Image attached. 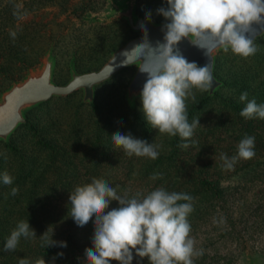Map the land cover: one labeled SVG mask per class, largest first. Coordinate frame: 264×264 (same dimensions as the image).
Masks as SVG:
<instances>
[{
  "label": "trees",
  "instance_id": "trees-1",
  "mask_svg": "<svg viewBox=\"0 0 264 264\" xmlns=\"http://www.w3.org/2000/svg\"><path fill=\"white\" fill-rule=\"evenodd\" d=\"M55 3L66 15L64 22L78 10H93L89 0H0L1 83L11 85L22 79L41 54L50 49L52 38L60 37L53 34L49 23L42 24L34 18L23 21L27 15H36L41 8ZM161 7H168L167 0H135L137 17L168 23L157 11ZM127 27L122 32L125 37L131 32ZM105 39L87 40L90 49H96L92 62L101 64L107 54L123 44L120 40L121 44H116L114 38L105 43ZM255 43L257 53L247 58L220 50L214 74L221 87L213 96L194 89L195 99L186 100L189 122L199 119L200 124L187 148L178 147L182 143L178 136L161 134L148 125L141 99L129 106L126 87L119 85L133 67L96 87L92 104H83L82 95L77 92L30 110L27 123L16 130L8 143L0 142V177L4 172L14 177L12 185H5L0 179V264H18L21 258L29 259L31 264L41 258L45 264H85V250L93 247L94 220L79 226L70 216L69 196L76 186L90 183L94 177L104 179L121 195L127 191L129 196H146L162 187L192 196L193 211L187 217L190 235H196L213 220L217 223L205 232L199 247L203 255L194 258V264H220L221 260L230 264L232 257L219 256L220 249L233 242L237 249H243L247 241L241 235L259 231L264 223V119L241 117L247 101L239 100L240 94L247 91L248 100L264 103V36ZM37 45L41 47L35 48ZM72 59L77 73L87 71L85 63H78V56ZM117 131L160 145L158 158L128 156L111 139ZM246 135L255 137L256 155L250 160L239 159L231 170L225 168L221 154L229 158L236 155L238 144ZM154 173H162V177L150 179ZM238 176L244 179L242 186L225 185ZM257 185L263 187L260 195H236L240 187L249 191ZM13 187L19 189L15 196L10 194ZM119 207L118 201H111L105 213ZM21 220H28L36 237L21 238L15 251H4L7 238ZM48 228L49 236L53 229L54 241L66 242L67 246L42 247L41 236ZM61 252L63 256H57ZM138 262L149 264L147 257L140 258L133 250L132 264Z\"/></svg>",
  "mask_w": 264,
  "mask_h": 264
},
{
  "label": "clouds",
  "instance_id": "clouds-1",
  "mask_svg": "<svg viewBox=\"0 0 264 264\" xmlns=\"http://www.w3.org/2000/svg\"><path fill=\"white\" fill-rule=\"evenodd\" d=\"M167 5L157 10L169 21L163 25L165 42L158 41L153 48L145 39L135 49L147 50L149 58L148 66L140 67L148 74L140 97L148 125L161 134L178 136L182 141L178 147L187 148L200 124L199 119L189 122L186 100L195 99L194 89L209 91L213 76L209 64L200 67L188 61L177 45L191 36L195 38L191 43L206 50V55L217 46L225 53L231 51L244 58L255 55L257 44L246 34L255 33L253 25H260L264 30V0H167ZM239 100L247 101L241 117L264 119V103L248 100L247 91L240 94ZM111 139L128 156L153 160L159 156L160 145L149 144L131 134L117 131ZM254 149L255 137L246 135L239 142L236 155L229 158L221 154L223 166L231 170L239 159H252L256 155ZM160 177L162 173H154L150 179ZM0 179L5 185H12L14 181L7 172ZM18 191V187H13L10 194L15 196ZM69 201L70 216L79 226L94 220L93 247L85 250V264H111V261L132 264L133 250L136 256L147 257L149 264H194V258L203 255V249L195 247L190 235L187 217L193 211V197L188 194L168 192L161 187L146 196L141 193L129 196L127 191L121 195L116 187L94 177L90 183L76 186L70 192ZM111 201H118L120 207L105 213ZM48 232L49 228L41 236L42 247L67 246L66 242L52 239L53 229L50 236ZM34 237L35 230L28 220H21L11 231L3 250L15 251L21 238ZM18 264L31 262L21 258ZM35 264H45V260L38 259Z\"/></svg>",
  "mask_w": 264,
  "mask_h": 264
},
{
  "label": "water",
  "instance_id": "water-1",
  "mask_svg": "<svg viewBox=\"0 0 264 264\" xmlns=\"http://www.w3.org/2000/svg\"><path fill=\"white\" fill-rule=\"evenodd\" d=\"M109 4L111 7L109 13L101 16H91L90 19L104 23L124 20L129 29L137 36L111 53L107 62L98 70L77 73L73 64H70V80L65 85H58L54 82L55 61L51 55L52 50L49 49L37 68L29 70L20 81L12 82L0 94V142L8 143L16 130L27 123L26 114L53 98H65L81 92L82 103L92 104L96 87L108 82L127 68L133 67L134 73L127 86L126 101L132 107L135 100L141 99L140 93L148 79V74L142 72L140 67H147L149 58L147 50L135 49L144 43L145 39L153 48L156 47L158 41L164 43L165 30L163 25L166 23H155L150 19L137 17L135 14V0H124L120 4L109 1ZM253 27L256 30L255 33L246 35L256 42L257 39L264 36V30L260 25H253ZM194 40L195 38L191 36L183 38L177 48L188 61L195 62L200 67L205 64L210 65L213 87L208 91V96H213L222 85L214 74L216 54L222 48L213 47L206 55V50L191 43ZM243 264L251 263L249 260L244 259Z\"/></svg>",
  "mask_w": 264,
  "mask_h": 264
},
{
  "label": "rangeland",
  "instance_id": "rangeland-1",
  "mask_svg": "<svg viewBox=\"0 0 264 264\" xmlns=\"http://www.w3.org/2000/svg\"><path fill=\"white\" fill-rule=\"evenodd\" d=\"M73 1L76 2V0ZM109 1H113L117 4H120L124 0H89L90 6L93 8V10L87 13L84 12V10L83 12L82 10H78V12L68 17L69 19L67 22H64L66 15H62V12L59 11L58 5H56V3L51 5L50 8L43 7L41 8V11L38 12L36 15L30 14L23 19V21L28 22L34 18L36 21H39L42 24L49 23V28L53 32V34L58 33L60 35V37L58 35H55L49 45V48L52 49V57L55 61L54 82L56 84L65 85L70 80L69 67L70 64L74 62V60L72 59L73 56H78V58L80 59L78 60L79 64L83 65V63H85V67L88 66L87 71H83L80 73L98 70L107 62V60L110 58L111 53L121 48L128 40L137 36V34L131 31L129 35L125 37L126 33L123 34L122 32L126 30L127 23L124 20H119L122 22H120L119 24L112 25L110 24L111 22L104 23L92 21L90 19L91 16H101L109 13L111 10ZM116 22L117 21H115V23ZM128 28L129 27H127V29ZM99 37H106L105 43L109 42L110 39L113 38L115 39L116 44L123 43L119 48L112 51L110 54H107L101 64L92 62L91 58L96 55V49H90V43L87 44V40L93 39V41H97ZM118 40H120L121 43L118 42ZM39 47H41V45L35 46V48ZM45 54L46 52L42 53L41 58L38 59V62L29 70L37 68L40 65L42 58ZM91 63H93L94 65H91ZM133 73L134 69L127 71L119 87L123 88L122 86L125 85V89L127 90L128 83ZM24 75H26V73L23 74L22 77H24ZM20 80L21 79H17L12 82ZM9 86V83L0 82V94L5 91ZM80 95L81 92L79 96ZM242 184H244V179L238 176L233 178L225 185L234 188L242 186ZM260 186L261 185H257V187H251L249 191H245L240 187L237 190V192L239 193H237L236 195H245L244 197H254L255 195H260L262 193L263 188ZM230 192L233 191L231 190ZM221 220L223 221V219ZM216 224L217 223H215V220H213L210 222V225H208L207 227L202 226L197 232V234L192 236L195 240V247L197 249H200L199 247L202 242V239L206 234L205 232L211 231V229L216 226ZM260 225L261 228L259 229V231L241 235L244 236V240L247 241L245 245L242 246L243 249L241 247L237 249L235 242L229 243L226 247L220 249L219 256H227L228 254L227 259L232 257L230 264H243L244 259L251 260L252 264L264 263V223L261 222ZM251 240H254V242H251ZM209 249L212 250L211 248ZM252 249H254L255 253H252ZM229 252H232V254H230ZM210 253L212 254V252ZM211 254H209L210 257ZM225 261L226 260H221L220 264H224Z\"/></svg>",
  "mask_w": 264,
  "mask_h": 264
}]
</instances>
